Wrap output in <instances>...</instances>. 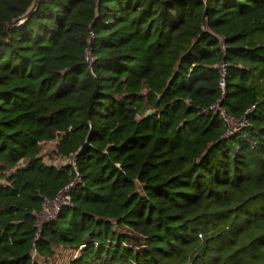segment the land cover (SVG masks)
Instances as JSON below:
<instances>
[{
	"label": "trees",
	"instance_id": "obj_1",
	"mask_svg": "<svg viewBox=\"0 0 264 264\" xmlns=\"http://www.w3.org/2000/svg\"><path fill=\"white\" fill-rule=\"evenodd\" d=\"M0 264H264V0H0Z\"/></svg>",
	"mask_w": 264,
	"mask_h": 264
},
{
	"label": "built area",
	"instance_id": "obj_2",
	"mask_svg": "<svg viewBox=\"0 0 264 264\" xmlns=\"http://www.w3.org/2000/svg\"><path fill=\"white\" fill-rule=\"evenodd\" d=\"M22 20L18 21V23H21ZM86 60L91 64L94 60L92 54L90 53L89 49L85 52ZM220 70V81H219V88H220V96L218 100L209 107V111L219 113L220 116L226 121L228 124V130L227 135H234L240 129H242L245 126V119L234 121L230 120L226 117V114L224 110L221 107L222 101L226 96V78H227V68L226 64L224 62H221L219 65ZM253 109L250 108L251 111ZM231 123L234 124V127L231 126ZM77 179L74 181L68 183L64 187H62L58 193L53 198H44L42 203V210L36 215L37 217V225H38V232H40L43 228V226L50 221L56 219L58 215L60 214L63 207L70 204V192L71 189L76 184Z\"/></svg>",
	"mask_w": 264,
	"mask_h": 264
},
{
	"label": "rangeland",
	"instance_id": "obj_3",
	"mask_svg": "<svg viewBox=\"0 0 264 264\" xmlns=\"http://www.w3.org/2000/svg\"><path fill=\"white\" fill-rule=\"evenodd\" d=\"M231 126L234 127V124L231 123ZM221 239H222V238H221ZM221 242H222V244L225 243L224 240H221ZM210 243H212V244H211V247L213 248V251H215V250H216V247L219 245V242H216V241L212 240ZM64 256H66V254H65Z\"/></svg>",
	"mask_w": 264,
	"mask_h": 264
},
{
	"label": "water",
	"instance_id": "obj_4",
	"mask_svg": "<svg viewBox=\"0 0 264 264\" xmlns=\"http://www.w3.org/2000/svg\"><path fill=\"white\" fill-rule=\"evenodd\" d=\"M18 21H20V19H18ZM151 113H152V111L148 110L147 113H146V116H149Z\"/></svg>",
	"mask_w": 264,
	"mask_h": 264
},
{
	"label": "crops",
	"instance_id": "obj_5",
	"mask_svg": "<svg viewBox=\"0 0 264 264\" xmlns=\"http://www.w3.org/2000/svg\"><path fill=\"white\" fill-rule=\"evenodd\" d=\"M66 255H68V253H65Z\"/></svg>",
	"mask_w": 264,
	"mask_h": 264
}]
</instances>
